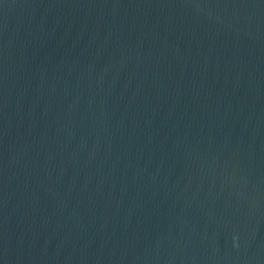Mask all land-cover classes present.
I'll return each mask as SVG.
<instances>
[{
	"label": "water",
	"instance_id": "water-1",
	"mask_svg": "<svg viewBox=\"0 0 264 264\" xmlns=\"http://www.w3.org/2000/svg\"><path fill=\"white\" fill-rule=\"evenodd\" d=\"M0 264H264V0H0Z\"/></svg>",
	"mask_w": 264,
	"mask_h": 264
}]
</instances>
